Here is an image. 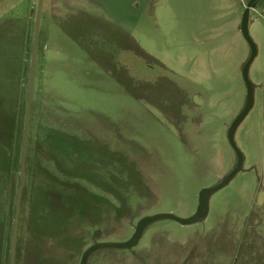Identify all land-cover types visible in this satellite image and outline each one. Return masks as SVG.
Wrapping results in <instances>:
<instances>
[{"label": "rangeland", "instance_id": "obj_1", "mask_svg": "<svg viewBox=\"0 0 264 264\" xmlns=\"http://www.w3.org/2000/svg\"><path fill=\"white\" fill-rule=\"evenodd\" d=\"M246 2L41 0L26 130V144L42 143L31 164L41 178L33 186L25 181L21 196L29 193L35 208L42 205L33 217L48 239L63 237V256L76 254V237L81 252L93 242L126 240L145 215L189 216L198 191L233 169L236 154L227 130L246 96L241 72L249 45L239 27ZM263 3L255 0L247 16V33L257 49L263 46ZM27 8V0L14 4L20 24ZM3 30L0 52L15 56L19 32L13 26ZM31 36L32 31L29 53ZM0 58L4 68L7 60ZM262 61L260 49L247 69L251 104L233 131L240 167L208 196L205 217L188 225L151 221L134 246L95 250L87 264H264L263 87L254 86ZM26 80L25 72L19 143ZM0 116L3 129L16 127L14 116ZM0 140L1 158L9 144L2 131ZM17 185L16 163L6 246ZM59 192L60 204L53 197ZM29 234L33 242V229ZM32 256L33 251L26 264L40 262ZM79 257L66 264H78Z\"/></svg>", "mask_w": 264, "mask_h": 264}, {"label": "crops", "instance_id": "obj_2", "mask_svg": "<svg viewBox=\"0 0 264 264\" xmlns=\"http://www.w3.org/2000/svg\"><path fill=\"white\" fill-rule=\"evenodd\" d=\"M3 1L4 0H0V7H1L0 8V34H3L4 32L3 29L6 28V26L7 27L13 26L15 28L16 34H18L19 32L20 37H19V44H18L19 52L15 56H12L10 51L8 53H6L5 51L0 52V56L2 57V60L4 59L7 60L4 68L0 63V115H9V117L14 116V119H15V115L19 113L18 112V101H19L18 98L21 92L20 88L22 84L23 75L25 72L28 73L29 51H27V46H28V39L32 31L35 1L27 0V4H28V8L26 9L27 13H26V16L22 24L18 22V16L17 14L15 15V10H13L14 4L17 0H9V1L5 0L4 5H2ZM255 6H256V3L253 6L254 10H256ZM261 12L264 13V3L261 6ZM12 34L14 33L11 31L9 35H12ZM262 39H263V42H262L263 46H261L260 49L262 51V54L264 55V35H262ZM8 45H12V44H8ZM257 48H258L257 45H255V52L258 53L260 49H257ZM1 53L3 54L1 55ZM262 68H263L262 70L263 72L261 74V77L260 78L257 77L254 86L262 84V87H263L260 106L262 108V112H263L262 117H263V122H264V61H262ZM13 72H17V74H14ZM12 74L17 76L16 81H14L13 78L11 77ZM11 81L15 83L14 85L16 87V91L13 90L14 86ZM9 84H12L10 89H8ZM6 90H8L9 92H7ZM29 112H30V108H29ZM1 121H2V118L0 116V132L3 129V122L1 123ZM0 142L2 141L0 140ZM33 142L34 140L31 141L30 144L28 143L26 144V146L28 145V148H29L27 150V147H25V162L26 163L29 162L32 164L36 154L42 153L41 150H36L37 146L33 145ZM39 147H42V143L39 145ZM29 174L30 176L28 177L26 176V178L29 180V184L33 186L37 181H39L41 176L38 175L37 177L32 171H29L27 173V175ZM0 178H1V174H0ZM24 183H25V171H24ZM5 191L1 192V196H0V200H1L0 202V205H1L0 206L1 207L0 208V264H4L5 258H6V264L8 262L9 242H8V246H6V238H7V231H8L7 230V214H8L9 205L7 204L8 199H6ZM29 196L30 194L28 193L27 196L24 198L25 202L22 205L21 211L18 212V222H17V230H16L13 264H26L27 259L29 260V253L31 251H33L32 261L39 259L40 260V262H38L39 264H42V262H46L45 257L46 256L48 257L49 255L51 256V259L55 258V262L53 261L54 262L53 264H66L67 259H70V258H71L70 260H73L74 258L76 259L78 257V251L80 250V246L82 243L78 245L79 240L76 237L77 241L73 242L75 244L74 251L76 252V254H72L70 256L69 255L63 256L66 253L65 248H67V246H64L60 243V238L62 239L63 237H61L60 235H57L56 238H58V241L56 240V238L54 239L53 237H51V239H48L47 232L43 231L41 221L38 219L37 215L33 217L34 214L32 213L33 212L32 207L34 210H36L37 208L36 209L34 208L32 204L33 198ZM30 204H31V207H30ZM31 229H33V232H34L33 235L35 236L33 242L30 241V238L32 236H30L29 230ZM52 240H54L55 242H52ZM59 253H61L62 255H59ZM38 263L37 261L35 262V264H38Z\"/></svg>", "mask_w": 264, "mask_h": 264}, {"label": "water", "instance_id": "obj_3", "mask_svg": "<svg viewBox=\"0 0 264 264\" xmlns=\"http://www.w3.org/2000/svg\"><path fill=\"white\" fill-rule=\"evenodd\" d=\"M255 0H247L244 5V9L240 18V32L245 39V41L249 45V54L242 66V78L245 83L246 87V96L245 102L240 110V112L235 116L232 122L229 124L227 130V140L231 147L233 148L236 154V161L233 169L222 177L214 186L211 187H204L201 188L197 193V202L194 208V211L187 217H177L169 212H159L153 213L149 215H145L137 219L134 224V228L130 236L122 241V242H93L88 245L80 254L78 264H86L87 257L95 250L101 248H131L137 243V240L143 230V228L150 223L151 221L157 219H171L179 223L180 225H188L191 223H195L197 221L202 220L207 211V201L208 196L218 188L222 187L239 169L241 164V155L238 152L237 148L233 143V131L238 124V122L243 118L246 114L247 110L251 104V86L247 79V69L251 59L254 56L255 48L253 43L251 42L248 33H247V16L248 10L250 7L253 6ZM41 9V0H36L35 7H34V14H33V29H32V36H31V45H30V53H29V60H28V73H27V80H26V99L24 105V114H23V127H22V139L20 143V150H19V157H18V185L15 191L14 196V205H13V215H12V222H11V230H10V238H9V246H8V262L7 264H13L14 260V247H15V240H16V230H17V222H18V212H19V204H20V196L21 190L24 183V160H25V147H26V130H27V123L29 118V108H30V100L32 97L33 92V77L35 72V54H36V43H37V27H38V20L39 14Z\"/></svg>", "mask_w": 264, "mask_h": 264}, {"label": "trees", "instance_id": "obj_4", "mask_svg": "<svg viewBox=\"0 0 264 264\" xmlns=\"http://www.w3.org/2000/svg\"><path fill=\"white\" fill-rule=\"evenodd\" d=\"M20 117H19V113L18 114H16L15 115V119H14V121H16L18 124L16 125V127H17V129H16V127L13 129H9V127H8V129H7V127H5L3 130H2V134H3V136L5 137V138H7L8 139V142H9V144H7L6 145V147H3L2 148V157L0 158L1 159V161H0V174H1V178H0V183H3V186L5 187L4 189H3V191H5V189H6V191H5V194H6V199H8V205H9V202H10V200H9V198H10V196L12 195V184H13V182H14V176H15V168H16V163H17V169H18V159H17V150H18V148H19V146H20V143H19V128H20ZM22 126V125H21ZM33 145H38V143L36 142V144H35V140H34V142H33ZM27 147V150L29 149L28 148V145L26 146ZM37 149L36 150H40V148L41 147H39V145L36 147ZM42 152V151H41ZM31 163H29V162H25L24 163V171H25V181L26 182H28L29 183V180L26 178V176L28 177V176H30V174L29 175H27V173L29 172V171H32L31 170ZM37 179H39V178H37ZM40 180V179H39ZM2 186V187H3ZM45 190V189H44ZM47 191V190H46ZM46 191H44L43 192V195H44V199L43 200H45V197H46ZM48 192V191H47ZM49 193V192H48ZM60 194V192L57 194V195H55V196H53L54 198H57L58 199V202H59V204L62 202V201H64V200H62V195H59ZM29 197H32L31 195L29 196ZM5 202V201H4ZM25 202V200L23 199V195L22 196H20V204H19V212L21 211V209H22V205H23V203ZM73 200H71V199H69V203L72 205L73 203ZM82 206V205H81ZM30 207H31V204H30ZM40 207H42V205L41 206H39V208H35V206H34V208L36 209V210H34L33 209V207H32V213L34 214V213H38V210L40 209ZM59 207V206H58ZM62 211L64 210L63 208H61V207H59ZM74 208V207H73ZM82 209V208H81ZM30 211H31V209H30ZM65 211V210H64ZM84 210H82L81 212H83ZM65 213V212H64ZM84 213V212H83ZM92 217V216H91ZM92 219H93V217H92ZM61 220H62V218H61ZM66 221H64V223H65ZM78 245H79V243H78ZM128 250H130V249H128ZM79 252H81V250L80 251H78V255H80L79 254ZM88 259V258H87ZM52 263H54V262H52ZM86 264H87V261H86Z\"/></svg>", "mask_w": 264, "mask_h": 264}, {"label": "flooded vegetation", "instance_id": "obj_5", "mask_svg": "<svg viewBox=\"0 0 264 264\" xmlns=\"http://www.w3.org/2000/svg\"><path fill=\"white\" fill-rule=\"evenodd\" d=\"M19 157V156H18ZM24 162H25V160H24ZM17 174H18V169H17Z\"/></svg>", "mask_w": 264, "mask_h": 264}]
</instances>
